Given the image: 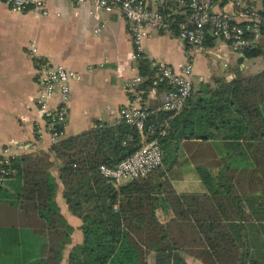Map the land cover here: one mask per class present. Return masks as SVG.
Instances as JSON below:
<instances>
[{"label":"trees","instance_id":"16d2710c","mask_svg":"<svg viewBox=\"0 0 264 264\" xmlns=\"http://www.w3.org/2000/svg\"><path fill=\"white\" fill-rule=\"evenodd\" d=\"M262 55L264 47L239 62ZM140 56V75L152 76L150 63ZM216 82V88L203 85L202 95H192L160 139L163 165L120 188L101 175L100 167L114 168L141 147L135 127L98 122L52 146L62 163L64 198L83 222V243L71 251L69 264H148L152 253L155 264H188L185 255L203 264H264V70H239L230 81ZM143 88H152L150 80ZM167 117L160 114L149 122L158 126ZM183 140L221 145V168L197 170L204 195L177 194L154 181L163 166L177 162ZM13 167L16 175L0 187V198L19 206L30 224L40 220L48 232L46 257L30 264H60L73 228L56 202L54 162L48 153L26 154ZM162 191L174 212L167 223L157 215Z\"/></svg>","mask_w":264,"mask_h":264},{"label":"crops","instance_id":"0c3cea01","mask_svg":"<svg viewBox=\"0 0 264 264\" xmlns=\"http://www.w3.org/2000/svg\"><path fill=\"white\" fill-rule=\"evenodd\" d=\"M49 8L51 16L39 17L13 13L6 4H0V154L6 150L15 158L50 154L54 162L51 172L58 185L56 202L73 228L71 242L66 245L60 263L69 264L71 251L83 243V222L71 212L64 198L62 163L51 153L53 144L34 101L39 85L29 57L31 44L35 43L40 55L53 64L81 75L71 86L65 138L89 131L98 122L117 120L118 111L129 102L127 82L140 75V55L148 62L161 61L179 68L185 64L186 48L176 38L161 34L146 39L138 55L129 23L121 15L75 6L71 0H49ZM97 29L101 30L99 34ZM216 48L217 42L197 58L206 63L209 57H216ZM215 65L219 71L221 67H232L217 60ZM241 67L247 70L244 62ZM198 70L195 65V78L199 77L195 83L197 95L203 94V85L216 88L217 79L230 81L236 76ZM150 104L156 107L159 102L152 98ZM220 146L219 142L183 140L176 154L177 162L170 168L163 166L161 173L154 176L155 183L177 194L204 195L206 189L197 170L207 168L216 172L221 168ZM164 192L159 196L157 215L162 223H167L174 218V212ZM48 244L47 228L40 220L30 224L19 206L0 198V264L38 262L46 257ZM185 258L188 264H203L189 255ZM148 264H155V253L149 255Z\"/></svg>","mask_w":264,"mask_h":264},{"label":"built area","instance_id":"2783aa9c","mask_svg":"<svg viewBox=\"0 0 264 264\" xmlns=\"http://www.w3.org/2000/svg\"><path fill=\"white\" fill-rule=\"evenodd\" d=\"M75 6H90L98 12L116 13L129 23L131 38L138 55L146 39L161 34L180 41L186 48L185 64L179 68L161 61L150 60L152 76H136L126 84L129 102L118 111L114 123L125 122L135 127L141 147L116 167H100L101 175L117 188L123 182L147 177L163 165L160 139L171 130V122L185 109L195 92L197 57L211 47L210 41H221L230 54L244 57L247 52L264 47V0H71ZM13 13H30L49 17V0H0ZM96 30V34L100 33ZM136 56V55H135ZM39 90L34 98L45 122L46 134L53 145L66 137L72 83L81 75L53 64L42 57L35 43L30 46ZM148 80L151 89L144 90ZM164 86V90H160ZM159 104L152 107L150 99ZM167 114L157 126L151 117ZM10 150L0 154V187L15 175Z\"/></svg>","mask_w":264,"mask_h":264},{"label":"rangeland","instance_id":"374dc122","mask_svg":"<svg viewBox=\"0 0 264 264\" xmlns=\"http://www.w3.org/2000/svg\"><path fill=\"white\" fill-rule=\"evenodd\" d=\"M215 51L218 52L216 57H209L206 63L203 61V59L200 61V59L197 58L195 65L196 68L199 69L198 72L199 71L205 72L208 69L209 71L213 70L217 73H226V75L232 76L237 74L239 70L244 69L241 67V64L239 63L240 60L239 57L237 55L230 54L228 50L223 47L221 41L217 42V48L215 49ZM225 56L229 58V61L225 60L224 58ZM216 60L220 61L222 65L231 64L232 67L230 69H225V67H221V70L219 71L215 65ZM244 64H245V69H247L248 72L257 73L264 69V55L256 58L255 60L245 59ZM198 81H199V77L196 76L195 78L196 85ZM124 184H126V181L123 182V185Z\"/></svg>","mask_w":264,"mask_h":264}]
</instances>
